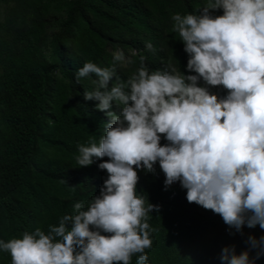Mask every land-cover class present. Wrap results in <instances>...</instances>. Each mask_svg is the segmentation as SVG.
Instances as JSON below:
<instances>
[{
  "label": "clouds",
  "instance_id": "clouds-1",
  "mask_svg": "<svg viewBox=\"0 0 264 264\" xmlns=\"http://www.w3.org/2000/svg\"><path fill=\"white\" fill-rule=\"evenodd\" d=\"M171 20L188 55L186 69L195 74L171 65L150 71L140 56L122 81L117 66L134 61L119 48L111 67L86 61L75 73L77 83L94 74L95 87L83 98L108 118L98 142L78 145L76 161L87 167L100 160L107 178L98 195L87 205L74 203V214L47 234L36 228L0 240L11 264H131L133 256L146 264L147 221L159 205L138 195L137 170L154 172L156 164L165 190L179 182L187 202L219 215L230 236L243 237L245 227L264 230V0H207L198 14ZM145 48L154 51L150 42ZM244 243L239 253L224 246L221 264H255L264 256V235L248 234Z\"/></svg>",
  "mask_w": 264,
  "mask_h": 264
},
{
  "label": "trees",
  "instance_id": "trees-1",
  "mask_svg": "<svg viewBox=\"0 0 264 264\" xmlns=\"http://www.w3.org/2000/svg\"><path fill=\"white\" fill-rule=\"evenodd\" d=\"M206 2L0 0V240L36 228L47 234L50 225L74 214V203L87 205L98 195L107 178L100 160L87 167L76 161L78 145L98 142L108 120L95 110L96 101L83 98L95 87L94 74L76 82L83 63L111 67L119 48L134 61L117 66L122 81L139 67L140 56L150 71L171 65L195 74L186 69L188 55L171 31V16L198 14ZM148 42L154 51L145 48ZM160 142L166 143L163 137ZM154 168L137 170L138 195L159 205L147 221L152 246L145 250L146 264H221L224 246L235 245L239 253L248 234L264 235L257 225L245 227L243 237L230 236L219 215L187 202L179 182L165 190L164 174L158 164ZM136 262L133 256L131 264ZM0 264H11L3 250ZM255 264H264V256Z\"/></svg>",
  "mask_w": 264,
  "mask_h": 264
},
{
  "label": "rangeland",
  "instance_id": "rangeland-1",
  "mask_svg": "<svg viewBox=\"0 0 264 264\" xmlns=\"http://www.w3.org/2000/svg\"><path fill=\"white\" fill-rule=\"evenodd\" d=\"M202 85L205 86V87H208L207 85H204V83ZM209 91L212 92V93H215L216 95H218L220 97H223L224 95H226V91L222 87H219V88H217L214 91L209 89Z\"/></svg>",
  "mask_w": 264,
  "mask_h": 264
}]
</instances>
